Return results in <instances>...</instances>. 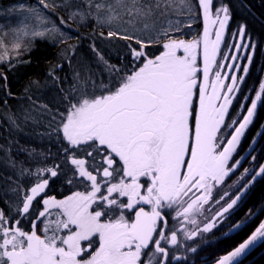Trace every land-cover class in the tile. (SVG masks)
<instances>
[{"label":"snow or ice","instance_id":"snow-or-ice-1","mask_svg":"<svg viewBox=\"0 0 264 264\" xmlns=\"http://www.w3.org/2000/svg\"><path fill=\"white\" fill-rule=\"evenodd\" d=\"M125 2L115 0L120 5ZM169 2L178 4L179 11L186 13L189 20H202L199 40L176 38L175 34L181 33L183 27H191V23L185 25L183 20L148 40L135 33L110 29L106 39L125 43L122 51L117 50L115 63L94 43L90 45L100 68L99 79L90 75V85L86 81L84 87L79 86L81 70L72 63L77 46L71 47V54L68 49L63 50V62L49 70L47 77L63 84L67 77L61 80L56 70H63L66 62L72 80L77 82L58 89L59 106L55 110L48 104H37L27 94L31 87L39 86L38 81L25 88V99L31 109L47 119L48 130L44 135L59 145L56 153L59 163L35 171L19 169V176L33 177L35 182L28 187L13 181L15 203L10 204L8 212L0 209V264L181 261L179 255L170 256L173 247L184 246L190 252H196L197 248L183 245L178 237L183 234L187 240L203 238L222 227L257 178L264 175V164L252 156L253 166L244 168L232 184L227 183L247 159V156L237 159L234 153L245 130L257 117L258 103L264 100V79H261L256 89L244 94L240 103L244 111L237 112V119H231L230 109L243 92L258 42L250 38L246 25L241 24L226 44L231 50L221 51L232 17L225 0ZM70 3L71 0H60L59 4L57 0H37L28 7L40 16L54 13L61 6L67 8ZM136 3L137 0H132L133 6ZM85 6L87 12H72L69 19L79 16L84 22L92 16L93 6L97 12L104 8L102 4H93V0L79 5ZM108 9L105 16L95 17L98 26L111 24L117 18L111 5ZM136 11L147 15L143 8L136 7ZM49 31L63 37L60 43L72 38L71 25L63 17L58 25L53 22ZM28 35L33 40L25 41ZM44 36L45 31L18 32L10 50L0 47V68L5 70L0 72V85L7 89V96L14 93L6 73L25 63L21 59L22 44L34 43L36 37ZM158 41L162 42L163 51L152 56L148 47ZM201 44L202 69L195 54ZM218 53L221 61L217 60ZM200 72L203 80L198 82ZM4 103L7 105L6 100ZM28 120L41 123L31 112L25 115V121ZM260 128L264 129V124ZM256 135L264 136V132L258 131ZM12 167H16L15 162ZM116 176L120 179L113 182ZM60 177L69 187L83 184L85 191L72 192L62 199L49 196L50 181ZM140 205H148L150 211ZM205 205L215 215L205 216L198 224L194 217L202 214ZM117 210L119 216L115 215ZM260 211L264 212V206ZM126 213H134V218H126ZM254 219L255 214L249 209L243 219L229 226L223 238L240 233ZM172 221L179 228L169 227ZM25 222L30 228L25 229ZM185 223L193 229L188 230ZM262 238L264 221L215 264H242Z\"/></svg>","mask_w":264,"mask_h":264},{"label":"trees","instance_id":"trees-1","mask_svg":"<svg viewBox=\"0 0 264 264\" xmlns=\"http://www.w3.org/2000/svg\"><path fill=\"white\" fill-rule=\"evenodd\" d=\"M20 2L32 4L34 0H0V11ZM225 2L230 5L232 13L229 27L226 30V40H230V36L236 28L243 24L246 25L250 38L258 42L253 63L249 66V73L243 84V92L236 100V106L234 107L236 110L240 107L244 94H248L249 90L257 88L264 72V0H225ZM175 6L179 10L178 4H175ZM168 12L169 9L162 10L158 8L154 13L163 18L168 15ZM179 13L187 18L185 25L191 23V27L185 26L182 28L181 33L175 35L178 34L180 37H186V39L199 36L202 32V20H189L186 13L182 14L180 11ZM70 14L69 9L59 7L54 18L56 24H59L60 17L68 21L71 25L70 35L72 38L60 43L59 41L62 39L51 40L50 38L36 37L34 43H26L21 48V59L25 63L6 73L7 83L11 86L14 95L7 96V89L0 85V209L5 212L9 211L10 204H14L16 200V193L11 191L16 186L13 181L28 187H31L35 182L33 177L19 176V169L25 168L35 171L38 167L51 166L54 162L59 163V160L56 159L59 145L53 143L44 135L48 130L47 119L31 109L29 100L25 99V88L30 82L38 81L39 86L31 87L27 94L32 96L37 104H48L55 110L59 106L58 89L60 87L68 88L73 83H77L72 80L66 62L63 70H56V75L61 80H65V77H67L63 84H58L47 77V73L54 65L63 62L61 60L63 50L68 49L69 54H71V47L77 46L72 63L80 68L81 79L78 84L84 87L90 75H95L96 79H99L100 68L95 63L96 58L90 45L94 43L106 58H111L112 62L115 63L117 50L122 51L121 46L125 43L123 40L105 38L110 29L122 30L124 23L114 21L111 24L106 23L104 26H98L95 19L89 18L84 22H76V19H69ZM172 28V26L168 27L166 31ZM156 37L152 36L150 38L155 39ZM31 40H33V37L27 39V41ZM161 44L162 42L159 41L151 44L148 47V52L152 56L159 55L162 50ZM27 61L31 62L28 63ZM81 65H84V67H81ZM2 71L5 70L0 68V72ZM88 83L90 85L91 82L88 81ZM5 100L7 105L4 103ZM21 109L25 111L21 112ZM29 112L41 123L34 124L31 120L25 121V115ZM261 124H264V100L258 104L257 117L246 130L238 148L239 152L244 151L251 144L258 131L264 132V129L260 128ZM258 146L259 151L256 157L260 162L264 157V136H258ZM21 149H24V151ZM44 157H47V160ZM12 162H15L16 167H12ZM119 179L120 177L116 176L113 182H118ZM75 191H85L84 185L77 183L69 187L64 182L63 177L53 178L47 189L48 195L56 198H63ZM262 206H264V175L257 178L256 182L244 195L243 200L223 222V226L214 229L210 233V241L203 242L197 237L182 243L187 247L197 248L196 252L187 251L184 246L173 247L170 256L183 255L185 259L181 261L173 260L172 264H213L219 256L238 246L260 223L264 216V212L260 211ZM249 209L255 214V219L240 233L224 239L223 237L229 226L235 221L243 219ZM126 215L129 218L133 217V213H126ZM24 227L28 229L30 225L25 222ZM41 228H43V225H41ZM179 248L183 249L179 250ZM242 264H264V238L257 242L256 246L243 259Z\"/></svg>","mask_w":264,"mask_h":264},{"label":"rangeland","instance_id":"rangeland-1","mask_svg":"<svg viewBox=\"0 0 264 264\" xmlns=\"http://www.w3.org/2000/svg\"><path fill=\"white\" fill-rule=\"evenodd\" d=\"M36 3H37V0H34V2L32 4H26L25 2H20V3H16V4H13V5L7 7V9H5V10L0 11V25L3 26V27H0V40L3 41V45H0V47H6L7 49L10 50L12 48L13 40L15 39L18 32L31 33L34 30L35 31H45V36L40 37V38H50L51 40L63 39V37L59 33H52L49 31L53 28V22H55L54 15L57 14L58 8L55 10L54 13L50 11L48 13L37 16V15H34L31 11V9L28 7L31 5H35ZM57 3L59 4L60 0H57ZM81 3L86 4V0H71V3L69 4V6L66 9H69L71 11V13L72 12H87L88 8L86 6L84 8L79 7V5ZM96 3L104 5V8L100 9L99 12H97V9L93 6L91 9L92 16L89 18L95 19V17L97 15L105 16L107 14V11L109 10L108 5H111L112 8L114 9L113 15H115L117 17L112 22L118 21L120 23H124L122 28H121L122 31H127L129 33H135L136 35L141 36L143 39H149L152 36H157L158 34L163 33L164 31L167 30L168 27H171V26L173 27L180 20H183L184 23L187 22V18L186 17L184 18L182 15H180L178 8L175 6V4H171L169 2V0H137V3L135 6H133L132 0H126V2L122 5L116 4L115 0H93V4H96ZM19 5H24L25 7L23 9H21L19 7ZM61 7H63V6H61ZM136 7L143 8L147 12V15H145L143 13H138L136 11ZM126 8H128L127 11H126ZM158 8H161L162 10H168L169 9L168 15L166 17H163V18H160L157 15H155L154 12ZM45 15L48 17L47 19L43 18V16H45ZM89 18H87V19H89ZM75 19H76V22H81L79 16H77ZM202 32H203V24H202ZM202 32L199 36H192V37H189L188 39H186V37H180L178 34L176 35V38L177 39H184L186 41L195 42V41L200 39ZM30 37H32V36L31 35L25 36L24 37L25 41H27V39ZM232 39H233V37L230 36V40H226V35H225L224 42L221 45L226 46V44L230 43ZM25 45H26V43H23L22 47ZM161 47H162V44H161ZM230 50L231 49H228V48L225 49V51H230ZM162 51H163V48H162L161 52ZM178 54L182 55L183 53L179 52ZM195 54L197 56L198 67L202 69V67H203L202 44L200 45V47L195 49ZM11 55L15 56V52H11ZM217 60L221 61V56L219 55V53L217 54ZM243 62L247 63L246 61H243ZM262 79H264V72L262 75ZM202 80H203V73L200 72V73H198V82L202 81ZM240 111H244V110L240 109V107L238 109H236L234 111L235 114L233 115V117L231 119H237L238 118L237 112H240ZM246 130H245V132H246ZM243 137H242V139H243ZM252 142L250 144L251 148L248 146L244 151H241V152H239V149H238L241 142L237 146V152L234 153L236 158L239 159L241 157L247 156V159H245L242 162V167H241L240 171L237 172V174L235 176H233L231 178V180L227 181L228 184H232L235 180H237L238 177L240 176V174L243 172L244 168H251L253 166L252 165V156H256L257 152L259 151L258 136L257 135L255 137V143L253 144ZM249 151L252 152L251 156L247 155ZM258 163L264 164V157L262 158V160L260 162L258 161ZM105 191H106V189H105ZM57 199H62V198H57ZM124 199L126 202V198H124ZM140 206H142V205H140ZM119 214H120L119 212L115 213L116 216H119ZM134 215L135 214L133 213V217H131V218H129L128 215H126V218L132 219V218H134ZM212 215H215V213L210 211L208 209V206L205 205L202 214H197V215H195L194 218L197 220V222L199 224L201 221H203L205 219V216L210 217ZM174 216H175V212H172L171 217H174ZM171 217H170V219H171ZM107 219H108V217H104V220H107ZM261 221H264V216H263ZM173 225H175V221H172V223L169 225V227H172ZM175 226L177 228H179V225H175ZM43 227H44V225H43ZM184 227H186L188 230L193 229V226L191 224H187V223H185ZM211 232L204 234V237L200 238V239L203 242L210 241L211 240V237H210ZM178 239H180L182 243H184L185 241H189L183 236V234H181V236L178 237ZM182 249L183 248H179V250H182ZM179 256H181L183 259H185L183 255H179ZM219 258H220V256L217 258V260ZM213 264H215V261Z\"/></svg>","mask_w":264,"mask_h":264},{"label":"flooded vegetation","instance_id":"flooded-vegetation-1","mask_svg":"<svg viewBox=\"0 0 264 264\" xmlns=\"http://www.w3.org/2000/svg\"><path fill=\"white\" fill-rule=\"evenodd\" d=\"M227 47L226 46H224V45H221V51L223 52V51H225V49H226ZM236 106V100H234V102H233V106L231 107V109H230V114H231V118L233 117V115L235 114V107ZM230 122V121H229ZM118 159V158H117ZM122 199H124V198H122ZM141 207H143L144 209H145V211H150V207L148 206V205H142ZM119 212V210H117V213Z\"/></svg>","mask_w":264,"mask_h":264}]
</instances>
